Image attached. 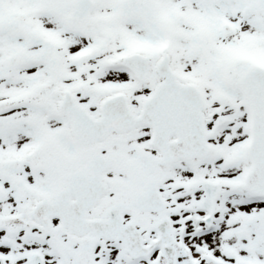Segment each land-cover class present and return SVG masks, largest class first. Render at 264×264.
I'll use <instances>...</instances> for the list:
<instances>
[{
  "label": "snow or ice",
  "instance_id": "1",
  "mask_svg": "<svg viewBox=\"0 0 264 264\" xmlns=\"http://www.w3.org/2000/svg\"><path fill=\"white\" fill-rule=\"evenodd\" d=\"M0 264H264V0H0Z\"/></svg>",
  "mask_w": 264,
  "mask_h": 264
}]
</instances>
